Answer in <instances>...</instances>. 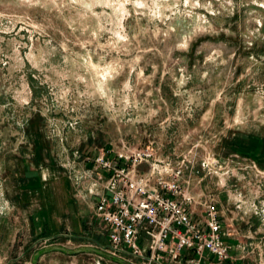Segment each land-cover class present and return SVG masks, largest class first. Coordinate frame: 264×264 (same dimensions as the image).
<instances>
[{"label": "rangeland", "instance_id": "rangeland-1", "mask_svg": "<svg viewBox=\"0 0 264 264\" xmlns=\"http://www.w3.org/2000/svg\"><path fill=\"white\" fill-rule=\"evenodd\" d=\"M121 2L0 0V264H139L108 252L89 192L122 142L183 164L264 264V0Z\"/></svg>", "mask_w": 264, "mask_h": 264}, {"label": "built area", "instance_id": "built-area-1", "mask_svg": "<svg viewBox=\"0 0 264 264\" xmlns=\"http://www.w3.org/2000/svg\"><path fill=\"white\" fill-rule=\"evenodd\" d=\"M90 161L93 215L109 253L139 264H204L208 257L209 264H222L229 258L217 202L197 200L187 190L183 164L160 165L150 146L125 142ZM143 164L147 171L140 170Z\"/></svg>", "mask_w": 264, "mask_h": 264}, {"label": "clouds", "instance_id": "clouds-1", "mask_svg": "<svg viewBox=\"0 0 264 264\" xmlns=\"http://www.w3.org/2000/svg\"><path fill=\"white\" fill-rule=\"evenodd\" d=\"M21 2L24 3H33V2H38V0H21ZM97 4H102L107 7H112L111 3H108V0H95ZM227 2L230 4L231 0H227ZM253 2H257V0H253ZM184 4H189V0H183ZM126 4H131L134 8L141 9V8H148L150 10V15L152 18L159 19L161 17V12H160V7L161 5H158L156 0H150V2H147V0H122L121 3L118 5V11H122V15L120 19H123L124 16H126L128 13L124 11V6ZM92 5H86V7L91 8ZM175 5H173L174 7ZM201 5L199 4L198 0H191V7H200ZM264 7V4L261 5ZM3 13H0V16H2ZM119 28V25H117ZM3 31H7L8 29H0ZM123 31L122 28H120L118 31L113 32V35H115L118 40H126L127 36L121 35V32ZM180 47H185V45H180ZM107 75V73H105ZM142 75V72H141ZM128 85L125 84V88H127ZM154 114V113H153Z\"/></svg>", "mask_w": 264, "mask_h": 264}, {"label": "crops", "instance_id": "crops-1", "mask_svg": "<svg viewBox=\"0 0 264 264\" xmlns=\"http://www.w3.org/2000/svg\"><path fill=\"white\" fill-rule=\"evenodd\" d=\"M143 167H147V165H145V164L141 165L140 166L141 171H143V169H142ZM220 215H221V219H222V217H223L222 212H220ZM194 217L196 219H198L199 218V212H196V215ZM222 224H223V230L227 231L226 223L224 224V222H222ZM249 231H247V232H249ZM105 238H106V236H105ZM224 240L230 246V249H229V258L227 260H225L222 264H249L248 260H243L244 259V255L242 254L243 248H245L246 246H245V244H243L244 241L241 238H239V237L228 238L225 235ZM105 243H107V239H106ZM106 245L108 246V244H106ZM210 261H211V258L208 257V260L204 264H209Z\"/></svg>", "mask_w": 264, "mask_h": 264}]
</instances>
